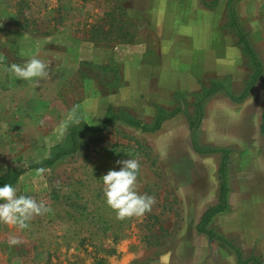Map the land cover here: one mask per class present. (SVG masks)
I'll list each match as a JSON object with an SVG mask.
<instances>
[{
	"label": "rangeland",
	"instance_id": "374dc122",
	"mask_svg": "<svg viewBox=\"0 0 264 264\" xmlns=\"http://www.w3.org/2000/svg\"><path fill=\"white\" fill-rule=\"evenodd\" d=\"M171 1L160 0L163 16L153 19L146 0H0V180L20 172L12 183L18 194L51 208L26 229L0 222V264H162L165 254L176 264L182 206L171 166L158 158L159 131L123 121L154 127L160 115L194 100L192 92L162 91L153 76L170 53L161 47L170 35L150 28L170 29ZM141 43L150 45L146 57L135 49ZM37 50L49 70L38 84L9 71ZM146 72L151 81L128 78ZM108 117L118 119L98 130ZM76 124L75 153L43 172L30 169L66 144ZM129 157L140 163L137 191L155 202L141 216L120 219L101 177Z\"/></svg>",
	"mask_w": 264,
	"mask_h": 264
},
{
	"label": "crops",
	"instance_id": "0c3cea01",
	"mask_svg": "<svg viewBox=\"0 0 264 264\" xmlns=\"http://www.w3.org/2000/svg\"><path fill=\"white\" fill-rule=\"evenodd\" d=\"M146 1L155 9L149 16L161 18L160 0ZM171 2L170 29H150L162 39L170 35L161 44L170 53H162L161 66L153 71L158 87L194 96L186 107L168 112L174 116L162 122L154 142L160 161L171 166L181 199L177 242L183 244L176 264H239L234 250L219 239L239 245L245 260L264 258V74L239 101L254 71L237 34L238 29L247 34L264 68V48L258 44L264 40V0ZM149 47L141 43L135 49L146 57ZM141 74L128 78L152 80L151 72ZM154 98L156 104L166 102L157 92ZM222 166L228 204L210 219L208 230L215 236L210 240L198 227L208 209L222 205Z\"/></svg>",
	"mask_w": 264,
	"mask_h": 264
},
{
	"label": "clouds",
	"instance_id": "9594fccd",
	"mask_svg": "<svg viewBox=\"0 0 264 264\" xmlns=\"http://www.w3.org/2000/svg\"><path fill=\"white\" fill-rule=\"evenodd\" d=\"M9 71L20 80L34 84L39 83L38 78L46 77L49 74L48 65L39 56L38 50L25 63L9 65ZM116 163L120 165L118 169L111 168L101 177L106 203L115 211L117 218L141 216L150 210L155 202V197L137 191L140 163L138 159L130 157L117 160ZM43 171L42 168L37 169V172ZM50 211L51 208L43 201H37L31 195L18 194L17 188L13 184L0 185V222L26 229L34 215ZM9 242L14 245L19 241L12 235ZM160 260L162 264H167L168 256L162 255Z\"/></svg>",
	"mask_w": 264,
	"mask_h": 264
},
{
	"label": "trees",
	"instance_id": "16d2710c",
	"mask_svg": "<svg viewBox=\"0 0 264 264\" xmlns=\"http://www.w3.org/2000/svg\"><path fill=\"white\" fill-rule=\"evenodd\" d=\"M232 3H233V1L230 2V5ZM237 34H238L239 41L243 46L242 50L247 55L246 58H248L249 62L251 63V66L253 68V71H254L253 80L250 83V87L246 90L244 96L241 97V99H239V101H242L247 96H249V94L251 93L256 82L261 80V78L263 77V74H264V68H263V65H262L260 58L258 57L256 52L254 51L247 34L243 31V29H238ZM160 111L163 112L161 109H160ZM173 116H174V114H168L165 116L160 115L158 118H156V122H155L154 127H147V126L138 125V124L134 125L133 123L127 122L125 119L123 121L125 123L129 124L130 126L140 128L144 131L155 132L161 128V124L164 120H166L167 118L173 117ZM115 119H118V118L108 117L104 122V126L98 130H104L107 127L108 123L112 120H115ZM77 127H78V125L76 124L70 128L69 134H68V140L66 141V144H64L63 146H59L56 149V151H54L53 153H51L49 155V157L47 159H45L44 161H42L41 163H39L37 165L31 166L30 169H41V168L44 170L48 169L51 166H53L60 159L75 153L80 146L78 136H77V132H76ZM191 129L193 130V127ZM262 131L264 134V114H263ZM20 174L21 173L19 172L10 178L0 180V185H3L4 183H11V184L14 183L19 178ZM220 175H221V179H222V186H221L222 205L208 209L204 214V217H203V220H202L200 226L198 227V231L200 233L207 234L208 237L210 238V240L215 239V236L213 235L212 232H210L208 230V223H209L210 219H212L215 216V214L225 211V208L227 207L226 205L228 204L227 203L228 202V195H227L228 183H227L226 175L224 174V167L223 166H222V168H220ZM219 240L224 242L232 250H234V252L236 253V256L238 258L239 264H247V263L263 264V260L261 259L262 256L254 255V256L248 258L247 260H245V258L243 256L244 253H242L239 245H237L234 242L221 240V239H219Z\"/></svg>",
	"mask_w": 264,
	"mask_h": 264
}]
</instances>
